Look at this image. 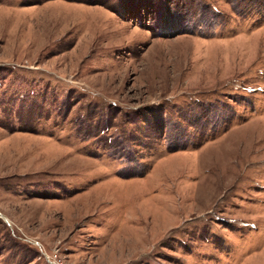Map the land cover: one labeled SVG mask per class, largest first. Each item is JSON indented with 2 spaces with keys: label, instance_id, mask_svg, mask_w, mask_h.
Segmentation results:
<instances>
[{
  "label": "rangeland",
  "instance_id": "1",
  "mask_svg": "<svg viewBox=\"0 0 264 264\" xmlns=\"http://www.w3.org/2000/svg\"><path fill=\"white\" fill-rule=\"evenodd\" d=\"M0 264H264V0H0Z\"/></svg>",
  "mask_w": 264,
  "mask_h": 264
}]
</instances>
